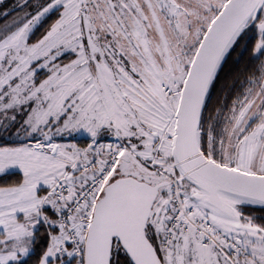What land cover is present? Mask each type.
Listing matches in <instances>:
<instances>
[{
    "label": "snow or ice",
    "instance_id": "snow-or-ice-1",
    "mask_svg": "<svg viewBox=\"0 0 264 264\" xmlns=\"http://www.w3.org/2000/svg\"><path fill=\"white\" fill-rule=\"evenodd\" d=\"M0 264H264V0H0Z\"/></svg>",
    "mask_w": 264,
    "mask_h": 264
}]
</instances>
